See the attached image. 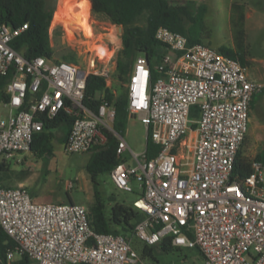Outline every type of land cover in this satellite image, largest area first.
<instances>
[{
	"label": "built area",
	"instance_id": "1",
	"mask_svg": "<svg viewBox=\"0 0 264 264\" xmlns=\"http://www.w3.org/2000/svg\"><path fill=\"white\" fill-rule=\"evenodd\" d=\"M26 29L0 25V76L11 74L3 89L9 114L0 119V163L32 153L42 116L64 112L72 119L66 152L87 153L108 133L116 135L115 107L104 92L96 110L83 104L87 77H102L108 87L116 56L101 46L84 68L27 59L11 46ZM155 39L167 49L155 66L159 77L151 83L149 62L139 55L125 88L128 115L150 131L159 151L148 159L119 137L120 161L109 173L116 189L133 192L135 181L143 191L133 202L144 214L135 236L150 247L171 237L174 246L199 248L203 264H264V162L252 160L244 178L234 175L251 102L264 94V83L251 79L236 59L204 44L188 46L168 28H158ZM0 229L15 243L8 263L25 255L30 264H144L129 238L93 232L85 207L36 203L23 187L0 186Z\"/></svg>",
	"mask_w": 264,
	"mask_h": 264
},
{
	"label": "trees",
	"instance_id": "2",
	"mask_svg": "<svg viewBox=\"0 0 264 264\" xmlns=\"http://www.w3.org/2000/svg\"><path fill=\"white\" fill-rule=\"evenodd\" d=\"M196 1L199 0H89L91 12L94 15L105 17L112 24L122 28L121 49L116 55L114 72L120 81L127 82L131 67L139 55H144L149 62L151 83L159 77L155 66L167 52L166 47L155 39V33L160 27L183 35L187 39L188 46L207 44L205 43L209 39L205 20L207 8L204 5L192 8L191 4ZM52 19L53 9L47 6L45 0H0V25L6 24L17 28L27 24V29L11 43L12 48L27 59L53 58L50 33ZM231 22L234 27V47L220 48L219 51L246 67L245 16L241 5H232ZM63 61L70 62L66 58ZM10 77L11 74L5 77L0 76V103L7 100L3 89ZM106 84V80L99 76L89 75L86 79L83 104L91 110H96L101 93L104 92L105 98L113 102L115 107L112 129L116 134L108 133L105 143L96 145L89 151L91 157L85 166V171L92 185L94 201L87 209L88 220L90 228L95 233L136 237L135 226L144 219V214L133 206L110 205L109 203L114 202V199L103 195L98 181L100 175L110 173L120 161L117 157L119 137L123 138L129 118L126 89L116 95ZM262 95L254 97L251 110L255 108L257 100ZM190 115L198 117L196 106L191 109ZM42 119L44 128L42 132L35 135L31 152L35 157L46 158L53 156V140L57 132L61 134L58 142L65 144L71 131L72 119L64 112L52 119L45 116H42ZM244 144L245 141L243 146ZM158 151L159 147L152 142L150 131H148L146 157L152 159ZM253 160L264 162V142ZM250 162L242 156L240 149L234 165V175L240 178L248 176L251 173ZM12 172L7 161L0 163V182L9 180ZM2 187L8 188L6 185ZM14 247L15 243L0 229V264H30L25 255L14 262H7V252ZM156 250L164 253L182 252L181 247L172 244L171 237L162 239L153 247L142 242V256L148 258L151 264H159L155 255ZM188 250L193 251L195 257L204 262V256L199 248ZM190 258L191 256L184 254L181 260L187 262Z\"/></svg>",
	"mask_w": 264,
	"mask_h": 264
},
{
	"label": "rangeland",
	"instance_id": "3",
	"mask_svg": "<svg viewBox=\"0 0 264 264\" xmlns=\"http://www.w3.org/2000/svg\"><path fill=\"white\" fill-rule=\"evenodd\" d=\"M47 6L53 9V19L50 26L53 58L70 61L84 68L91 52H98L101 46L107 48L113 57L121 49L122 28L112 24L107 18L94 15L91 12L89 0H45ZM88 3V4H87ZM239 4L244 13L249 12L251 19L245 23L246 31V68L249 77L264 83V0H199L191 4L192 8L204 5L207 8L205 17L209 39L206 46H223L229 48L234 43V27L228 18L230 4ZM90 22V23H89ZM80 27V28H78ZM88 34L90 35L88 37ZM219 50L218 48H215ZM93 56V55H92ZM126 82L118 79L115 73L108 82V88L116 95L123 92ZM9 114V108L0 103V119ZM196 117H191L195 120ZM124 133V140L130 150L142 154L146 149L147 131L137 117H129ZM189 127L196 129L194 123ZM60 133L54 138V153L51 157L39 158L32 153L17 154L7 160L13 170L9 180L0 182V186L8 188L23 187L36 203L42 204H75L88 209L93 203V189L85 171L91 153H70L58 142ZM195 133L192 134V137ZM264 142V94L257 100L251 110L248 134L242 156L252 161L260 151ZM129 154V153H128ZM130 161L128 162V164ZM100 190L106 198L112 197L113 204L132 207L133 202L142 196L138 183L131 181L133 192H125L115 188L109 173L98 177ZM72 188H69V185ZM142 258L144 264L151 261L142 256V242L134 237L126 236ZM184 254L191 256L187 262L181 258ZM159 264H203L194 252L182 248L180 253H164L155 251Z\"/></svg>",
	"mask_w": 264,
	"mask_h": 264
},
{
	"label": "crops",
	"instance_id": "4",
	"mask_svg": "<svg viewBox=\"0 0 264 264\" xmlns=\"http://www.w3.org/2000/svg\"><path fill=\"white\" fill-rule=\"evenodd\" d=\"M88 4V3H87ZM232 3L229 5V8H228V18L229 19H231V16H232ZM244 16H245V23L248 21V20H250L251 19V16H250V13L249 12H245L244 13ZM211 47H213V48H218V49H220V48H223V46H212L211 45ZM234 47V45H229V48H233ZM129 117H131V116H129ZM129 119V118H128ZM127 128V127H126ZM128 155L127 154H125V157H127Z\"/></svg>",
	"mask_w": 264,
	"mask_h": 264
},
{
	"label": "bare ground",
	"instance_id": "5",
	"mask_svg": "<svg viewBox=\"0 0 264 264\" xmlns=\"http://www.w3.org/2000/svg\"><path fill=\"white\" fill-rule=\"evenodd\" d=\"M90 35L88 34V37H89Z\"/></svg>",
	"mask_w": 264,
	"mask_h": 264
}]
</instances>
